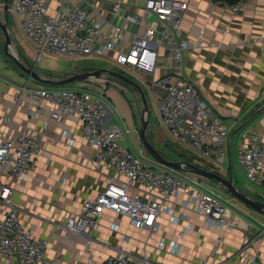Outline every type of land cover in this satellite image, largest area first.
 Returning <instances> with one entry per match:
<instances>
[{
	"label": "crops",
	"instance_id": "0c3cea01",
	"mask_svg": "<svg viewBox=\"0 0 264 264\" xmlns=\"http://www.w3.org/2000/svg\"><path fill=\"white\" fill-rule=\"evenodd\" d=\"M72 1L74 6L86 7L84 0ZM88 1L100 3L107 11L113 2L130 5L132 10L143 2ZM179 1L188 3L180 23L181 35L189 44L181 73L184 80L193 83L199 99V103L192 102L185 119L227 123L230 130L227 156L215 166L224 176L232 177V164L239 166L236 148L240 133H256L264 142V0H238L233 4L222 0ZM58 3L59 0H53L51 8L57 10ZM105 18L112 19L110 12ZM7 31L21 35L22 52L29 56L30 49L24 44L32 45L20 24L18 28L12 24ZM71 74L73 72L63 73L55 80L43 78L52 84L32 79L22 83L0 76V139L36 133L47 123L30 176L24 181H15L0 174V182L11 192L9 206H0V217L9 207L14 209L25 230L42 243L44 255L57 264H101L108 256L116 254L137 260L146 258L151 264H264V215L251 213L250 207L240 201L221 198L208 183L188 175L205 191H212L219 199L232 203L229 204L231 227L209 228L201 215L180 206L182 197H179L171 205L178 221L170 223L163 215L154 233L134 229L125 216L111 212L99 217L96 231L66 233L63 229L66 217L78 214L83 201L97 196L113 174L111 169L94 161V151L83 141L75 116L52 120L44 102H40L41 110L34 117L28 115L35 103L29 90L62 88L58 82ZM170 74L182 79L178 73ZM104 98L110 109L109 100L105 95ZM115 117L110 110L107 120L122 129V122L116 114ZM158 121L162 126L159 113ZM153 130L156 134V129ZM260 190L264 196V188ZM252 196L259 200V194ZM161 241L163 246L159 247ZM0 264H5L1 256Z\"/></svg>",
	"mask_w": 264,
	"mask_h": 264
},
{
	"label": "built area",
	"instance_id": "2783aa9c",
	"mask_svg": "<svg viewBox=\"0 0 264 264\" xmlns=\"http://www.w3.org/2000/svg\"><path fill=\"white\" fill-rule=\"evenodd\" d=\"M52 2L11 0L10 11L18 16L22 33L37 53L36 59L47 55L112 61L151 87L150 96L162 126L171 136L203 158L211 159L214 165L226 158L230 131L227 123L185 119L192 102L199 103L193 83L184 80L181 73V63L189 48L180 32L187 2L143 0L132 10L130 5L117 1L110 4L108 11L96 1L84 0L86 7L82 8L74 6L72 0H59L57 10L51 8ZM108 12L111 20L105 18ZM168 61L174 64L167 65ZM172 71L182 79L172 77ZM28 94L35 100L29 109L30 117L41 110L40 102L49 108L52 120L75 116L83 141L94 151V161L113 171L97 196L83 201L78 214L66 217L63 223L66 233L98 230V219L105 212L123 215L130 227L154 233L163 215L170 223L178 221L171 205L179 197H182L180 206L201 215L209 228L231 227V209L212 191L190 184L191 179L180 172L157 169L149 157L141 158L121 146L123 132L119 125L107 120L110 109L104 95L84 88H39L29 90ZM46 126L47 123L30 135L0 139V174L15 181L30 176ZM236 160L245 178L264 188V142L256 133H240ZM10 194L0 182V206H9ZM158 246L162 247L163 241ZM0 256L5 264H57L44 255L42 243L25 230L11 207L0 217ZM101 264L151 263L146 258L137 260L116 254Z\"/></svg>",
	"mask_w": 264,
	"mask_h": 264
},
{
	"label": "rangeland",
	"instance_id": "374dc122",
	"mask_svg": "<svg viewBox=\"0 0 264 264\" xmlns=\"http://www.w3.org/2000/svg\"><path fill=\"white\" fill-rule=\"evenodd\" d=\"M4 2L5 0H0V21L3 22L4 20H6V27L14 24L16 25V28H18L20 21L18 16L14 13H11L10 11L11 0H8L7 13H5L4 11ZM9 36L11 38L10 53H13V55L27 68H30L35 62L34 70L40 77L45 79L55 80L60 78L61 74L63 73H83L99 69H106L115 73H117L116 71L124 73L125 76L129 78V80L135 82L140 86L145 96L149 109V123L145 135L148 139V142L156 149V151L167 160L187 161L197 167L210 170L222 177L228 178L227 176H224L221 171H219V168L214 165L211 159L203 158L197 151L191 149L185 144L180 143L177 139H175V137L171 136L162 126L159 125L157 112L158 110L155 102H153L150 96L151 87L147 84H144L135 75H128L125 70L118 68V66L112 61L102 58L71 59L55 58L44 55L35 61V55H37V53L26 43L24 44V46L25 48L30 49L28 50L30 54L29 56H25L23 54L21 49V43L23 42V39L19 33H15L14 35L9 34ZM4 42L5 38L2 30L0 29V76L24 83L26 81V75L15 65L12 59L4 54ZM101 77L99 79H89L83 82H72L64 85L59 84V86L66 89L80 87L87 89L90 92H95L96 94L99 93L105 95L106 99L109 100L111 104L110 110L113 116L115 117L116 114L117 119H120V121L122 122L120 124L122 126L124 140L120 142L121 146L130 150L134 155L141 158H143L144 155L146 157H149L146 150L141 144L138 133L140 127V113L142 111V102L139 91L125 83L123 84V86H120L119 83H116L117 79L113 77L107 75H102ZM104 80H106V82ZM96 83L104 85H97ZM77 85H79V87ZM51 87L56 88L57 86ZM115 121H117L116 117ZM153 128L156 129V134ZM149 159L152 161L150 157ZM238 167L234 163L232 164V177L236 186L250 196L259 194V196L256 197L259 198V201L264 203V196L260 194L261 187L249 182L245 178L241 168ZM156 168L161 170L166 169L159 166L158 164ZM179 174H181L182 176L188 175L189 177H194L186 172H180ZM183 179L186 181L185 178ZM188 181L190 184L198 185L191 180ZM203 181L208 183V185H210L212 188H215L218 191V194H220L219 196L221 198L226 197L227 199H230L232 201H238L229 193L221 189L215 182L206 180ZM227 199L221 200H223L226 206L229 207V204L232 203ZM225 200H227V202ZM248 209L249 211H251V213H255L254 209Z\"/></svg>",
	"mask_w": 264,
	"mask_h": 264
},
{
	"label": "water",
	"instance_id": "95a60500",
	"mask_svg": "<svg viewBox=\"0 0 264 264\" xmlns=\"http://www.w3.org/2000/svg\"><path fill=\"white\" fill-rule=\"evenodd\" d=\"M4 11L5 13L8 12V0H5L4 2ZM6 25H7L6 20H4L3 22L0 21V29L2 30L4 38H5V42L3 44L4 54L13 60L15 65L26 75L27 80L32 79L39 83L52 84L53 83L52 81L45 80L36 73V71L34 70L35 62L30 68H27L13 55V53H10L11 38L7 31ZM36 60L37 59H35V61ZM102 75H107L115 79H118L121 82L128 84L139 91L141 102H142L140 127L138 131L139 138L148 156L156 164H158L159 166L163 168L171 169L177 172H186L194 177H197L198 179L215 182L221 189L229 193L232 197L242 202L244 205L254 209L256 212L264 215V203L250 196L244 191L238 189L234 185V181L231 176L228 178L222 177L212 171L197 167L187 161L167 160L156 151V149L148 142V139L145 135V132H146V129L149 123V109L147 106L145 96L140 86L136 84L135 82L129 80L128 78L124 77L123 75L119 73H115V72H112L106 69H99V70L90 71V72L73 73L67 78L59 81L58 84L64 85V84L72 83V82H83L89 79H99Z\"/></svg>",
	"mask_w": 264,
	"mask_h": 264
},
{
	"label": "trees",
	"instance_id": "16d2710c",
	"mask_svg": "<svg viewBox=\"0 0 264 264\" xmlns=\"http://www.w3.org/2000/svg\"><path fill=\"white\" fill-rule=\"evenodd\" d=\"M228 4H233V3H236L238 0H222ZM210 171V170H209Z\"/></svg>",
	"mask_w": 264,
	"mask_h": 264
},
{
	"label": "flooded vegetation",
	"instance_id": "af4514ba",
	"mask_svg": "<svg viewBox=\"0 0 264 264\" xmlns=\"http://www.w3.org/2000/svg\"><path fill=\"white\" fill-rule=\"evenodd\" d=\"M116 82H117V83H119V84H122V85L124 84L123 82H121V81H120V80H118V79H117V81H116Z\"/></svg>",
	"mask_w": 264,
	"mask_h": 264
}]
</instances>
